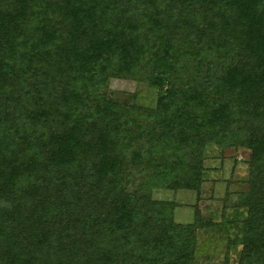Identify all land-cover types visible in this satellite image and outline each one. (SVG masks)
Here are the masks:
<instances>
[{"label": "trees", "instance_id": "1", "mask_svg": "<svg viewBox=\"0 0 264 264\" xmlns=\"http://www.w3.org/2000/svg\"><path fill=\"white\" fill-rule=\"evenodd\" d=\"M210 145L250 151L246 216L179 223L154 192L199 195ZM219 242L264 264V0H0V264H198Z\"/></svg>", "mask_w": 264, "mask_h": 264}, {"label": "rangeland", "instance_id": "2", "mask_svg": "<svg viewBox=\"0 0 264 264\" xmlns=\"http://www.w3.org/2000/svg\"><path fill=\"white\" fill-rule=\"evenodd\" d=\"M108 92L116 102L124 105L138 104L149 107L156 101V93L152 88L136 82L112 80ZM249 158L250 151L246 148L210 145L205 152V176L199 195L191 190H158L154 192V198L175 202V217L179 223H192L197 209L202 212L205 222L222 223L224 214L229 221H233L237 216L241 222L246 212L236 209V205L240 196L249 190L246 182L249 178ZM216 245L215 250L210 252V258L204 253L198 264L225 263V245L221 242ZM237 253L238 250L232 252L231 264H237Z\"/></svg>", "mask_w": 264, "mask_h": 264}]
</instances>
